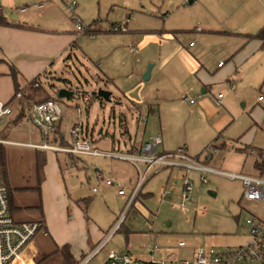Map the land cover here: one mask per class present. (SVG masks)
<instances>
[{
  "label": "rangeland",
  "instance_id": "obj_1",
  "mask_svg": "<svg viewBox=\"0 0 264 264\" xmlns=\"http://www.w3.org/2000/svg\"><path fill=\"white\" fill-rule=\"evenodd\" d=\"M66 1L68 0H51L44 10L28 9L25 13H13L14 18L20 22L27 21L36 27L46 28L44 31L54 29L60 33L37 31L33 41L35 48L40 45V53L19 52L9 58L0 52V57L18 70L17 81L20 87H24L21 92L30 96L20 98L21 110L15 108L9 121L5 124L4 119L1 127L6 131L12 126L7 133L9 139L41 143L42 137L38 130L30 122L21 120L25 107L33 100L45 96L29 91L28 84L34 78L40 81L46 95L56 98L60 88H69L75 93L82 87L88 93L92 88L102 89L110 96L108 100L101 98L105 105H100L103 104L101 102L99 104L100 97H91L90 105L81 113L74 107L78 102L77 97L58 98L63 111L60 131L66 140H70L71 126L81 121L87 130L93 128V139L96 140L99 130L106 129L108 134L94 141V145L101 150H111L112 135L121 138V133L126 128L120 125V120L124 125L127 123L130 132L135 133L136 128L138 132L141 131L143 125L135 124L137 114L133 113L132 118L131 112L134 110L130 104L125 103L140 104L160 86L158 73L166 61V48L182 47L192 50L201 44L198 34L194 32L195 4H191L192 0H74L77 2L76 13L86 27V32L78 34L72 31L74 25L65 5ZM30 2L37 0L27 3ZM40 34L47 37L45 39L42 35L41 43ZM51 36L54 38L51 39ZM55 38L57 42H53ZM190 41L196 44L195 47L188 46ZM212 44L220 46L214 42ZM23 60L32 62V71L28 74L21 71L20 64ZM149 65H152L150 77L144 80L143 74ZM41 68L46 71L37 75ZM247 73L255 90V97L250 98L254 99L253 104L260 112L259 107H264V71L255 74L250 69ZM97 74L108 77L111 81L102 84V79ZM258 96H262V99ZM12 98L14 97L10 99ZM117 99H120L121 104L117 105ZM111 106L114 107L110 115ZM148 115L151 117V114ZM261 135L264 136L262 131ZM7 147L13 149L8 152V156L14 168L18 172L27 169L33 150ZM123 147L122 142L121 148ZM46 152L48 168L51 170L49 175L46 173L49 191L56 193V181L52 173H56L60 167L61 186L70 198L88 200L89 219L105 225L110 222L113 214L124 211L123 228L120 232L122 236L114 238H118L116 242L122 246L121 249L127 248L137 258L146 257L145 246L153 243L160 246L161 241L166 240L173 246L171 251L159 247L155 250V257L163 252L167 257L172 256L173 260L186 258L189 249L176 246L179 239H192L195 242L209 240L218 247L237 246L247 238L248 226L245 219L252 214H264V200L248 201L242 197L243 186L240 180L209 173L205 175L206 180L202 181L200 173L178 167L166 168L153 174L141 188L135 202L124 209L129 193V179L134 180L133 184L137 177L133 166L102 156L68 157L64 153H57L56 161L51 152ZM252 162L253 157L249 156L243 172H252ZM98 174L104 179L113 180L114 185H107L104 179H98ZM185 183L188 184L184 189ZM119 187L125 189L127 194L119 195ZM126 229L129 230L127 243L124 239ZM102 255L103 251L86 264H100ZM50 263L61 264L60 255H55Z\"/></svg>",
  "mask_w": 264,
  "mask_h": 264
},
{
  "label": "crops",
  "instance_id": "obj_2",
  "mask_svg": "<svg viewBox=\"0 0 264 264\" xmlns=\"http://www.w3.org/2000/svg\"><path fill=\"white\" fill-rule=\"evenodd\" d=\"M29 1L31 0H0V6L4 9L7 18L22 25L21 27L0 26V52L5 53L9 58H13L19 52L38 51L40 53V45L35 48L36 44L33 41L37 31H40L39 33L47 31H51L52 34L60 33L54 29L44 31L46 28L36 27L27 21L20 22L14 18L13 13L16 11L18 13L27 12H20L18 8L19 5L32 3H27ZM40 1L47 4L42 9L35 10L48 8L51 0H37V2ZM191 4H195L193 5L196 25L194 32L198 34L201 44L192 50L182 47L166 48L164 52L166 61L163 63L161 72L158 73L160 86L140 104L125 103L130 104L134 110L131 112L132 116L133 113L137 115L147 113L145 114L146 122L141 126L140 132L136 128L134 133L128 130L127 123L124 125L120 120V125L126 128L124 127L121 138H115L112 135L111 149L121 147L122 142L123 148L126 149L132 143L138 144L142 140L160 135L162 143L157 147L158 152L172 151L179 146H184L189 155L201 157L205 147L212 145L216 150L211 158L206 160L208 165L229 172L260 174L263 171L255 166L258 155L249 151L250 149L256 152L258 149L264 151V136L261 135V131L264 133V107H259L261 109L259 112L257 106L253 104L254 99L250 98L255 97V90L247 77V72L250 69L255 74L264 71V41L258 38L247 39V35L257 32L264 25V0H192ZM42 35L44 34H40V43ZM44 38L47 39L46 35ZM53 38L51 36V39ZM55 41L57 42L56 38L53 42ZM213 42L220 46H213ZM195 45V43L188 44L191 48ZM68 57L70 58V55ZM220 61H223V64L219 66ZM31 65V61L23 60L20 64L21 71L26 74L30 73ZM83 67L88 69L86 66ZM38 71L37 75H41L46 70L41 68ZM97 75L102 79V84L111 81L108 77ZM96 90L92 88L88 93L82 87L76 93L71 90L73 94L69 97H80L84 93L90 94L92 98L98 97L92 93ZM219 93H222V97L219 99L220 103L217 104L216 98ZM13 94L14 82L9 74V66L6 60L0 61V100L10 101ZM186 94L193 102L182 100V96ZM120 96L121 93L118 94V97ZM98 101L99 104L103 103L101 97ZM115 102L117 105L121 104L120 99ZM114 106L110 107V115ZM13 114L14 112L2 121L6 119V124ZM21 120L24 119L21 118ZM135 124L138 125L136 118ZM11 127L6 131L0 128V138L6 140L5 143H0V146L5 151L7 177L4 184L8 190L10 213L15 221H35L41 224V229L26 245L22 254L11 264H52L50 261L57 254L61 257V264H67L59 251L64 245H68L73 260L79 263L110 233L119 214H113L110 222L105 225L89 219L87 215L89 203L84 207L82 200L84 198L72 200L61 186L62 176L59 166L58 170L56 168V173H52L56 181V193L52 194L47 184L48 176L46 177V173L50 174L46 151L51 152L55 158L57 153L64 152L42 149L37 146L40 143L9 139L7 133ZM88 131L93 138V128ZM98 133L99 137L94 141L107 135L108 130L103 131L101 128ZM123 133L124 136H122ZM52 142L62 145H68L71 142V138L66 140L61 133L60 122L57 126V136L52 139ZM7 146L26 147L33 150L27 169L18 172L14 168L8 156V152L13 149ZM64 154L68 157L74 156ZM249 156L253 157L252 172H243ZM38 158L43 163L37 172ZM56 161H58L57 158ZM117 161L131 165L125 161ZM129 181L130 186L127 192L135 184V182L132 184L134 180L132 181L131 178ZM37 185L40 187L39 191L36 188ZM122 228L123 224L109 237L105 247L99 251H103L100 264L106 262L109 249L129 252L127 248L121 249L122 246L116 242L118 238H114L122 236L120 235ZM125 234L124 239L127 243L129 230L126 229ZM206 241L212 243L209 240ZM161 243L159 246L161 249L171 251L173 246L168 243V240L161 241ZM198 243L202 242L188 240L186 248L189 250L186 258H192V246ZM144 252L146 253L145 258H149L148 251L144 249ZM154 258L164 261L165 264H174L173 261H176L172 256L167 257L163 252Z\"/></svg>",
  "mask_w": 264,
  "mask_h": 264
},
{
  "label": "built area",
  "instance_id": "obj_3",
  "mask_svg": "<svg viewBox=\"0 0 264 264\" xmlns=\"http://www.w3.org/2000/svg\"><path fill=\"white\" fill-rule=\"evenodd\" d=\"M45 2H32L22 5L18 11L25 12L28 9H42ZM65 5L70 13V19L74 25V31L78 34L86 32V27L82 24L79 15L76 13L77 2L68 0ZM120 30H123L117 25ZM190 42L189 45H193ZM220 61L218 65H222ZM40 82V81H38ZM35 83V85L38 84ZM13 101L0 100V128L1 121L14 112L15 108L21 109V93L15 95ZM222 93L217 94V104L220 103ZM262 99V96L258 97ZM75 103V109L81 113L87 108L91 99L90 94H81ZM183 101L190 99L187 94L182 96ZM63 111L58 98L52 96L40 102H31L24 109L23 119L30 122L40 133L42 142L37 146L52 151H60L69 155H89L103 156L120 161L130 163L137 173L136 181L132 189L127 194L124 209L131 206L138 198L139 193L145 182L155 173L165 168H184L200 173L202 181L206 180V174H220L233 179H240L243 185L242 197L248 201L264 200V168L262 173L257 175L241 174L235 172L224 171L214 168L206 163L210 159L215 148L207 145L203 150L201 157H195L188 154L184 146H179L172 151L158 152L157 147L161 145L162 138L155 135L140 143H132L128 148L118 147L111 150H101L94 145V139L90 136L89 131L83 127L82 122L75 123L69 130L71 142L68 145L52 142L57 136V126L62 118ZM147 116L139 113L136 117L138 125L146 122ZM6 140L0 138V143ZM250 153H256L254 149H250ZM264 159V153L259 156ZM98 179H104L102 175H98ZM107 185H114V181L107 178L104 179ZM188 183L184 184V189ZM95 191V188H93ZM118 194L126 195L125 189H118ZM124 211L120 212L116 218L110 233L96 245V247L83 257L78 264H86L100 250H102L109 237L121 226ZM248 226L246 240L237 246L227 245L218 247L213 243L204 241L192 246V258H183L173 261L174 264H264V214L249 216L245 219ZM41 229V224L35 221H15L10 213L8 190L4 184L0 174V264H11L23 252L26 245L31 241L35 234ZM187 239H179L176 243L178 247H186ZM159 248L157 243L150 244L145 247L149 253V258H137L131 253L124 250L109 249L104 264H165L154 258V252Z\"/></svg>",
  "mask_w": 264,
  "mask_h": 264
},
{
  "label": "trees",
  "instance_id": "obj_4",
  "mask_svg": "<svg viewBox=\"0 0 264 264\" xmlns=\"http://www.w3.org/2000/svg\"><path fill=\"white\" fill-rule=\"evenodd\" d=\"M0 26L21 27L22 25L19 24V23L12 22L11 20H9L7 18V15H6L4 9L0 6ZM251 38H258L261 41H264V25L257 32L247 35V39H251ZM0 61H5V59H3V58L0 57ZM8 66H9V74L11 75V77L13 79V82H14V91H15L14 92V95H13L14 98H12L10 100L11 101L15 100V98H16L15 95L18 92L21 93V97L20 98H22V97H30V96H27V94H25L23 91L21 92V90H24V87L22 88V87L19 86V83L17 81L18 70L16 69V67L13 64H9V63H8ZM38 81L39 80L37 78H34L32 81H30V83L28 84L29 85L28 86L29 91H34V93H37L38 95L44 94L45 96H44V98H40V99L33 100L34 102H40V101H43V100H45L47 98L52 97V96L46 95V91L41 87V84ZM36 82H38L37 85H35ZM20 98H19L18 101H21ZM23 117H24V114L21 116V118H23ZM256 153H257L258 159H259V156L260 155L262 156V154L264 153V151L258 149V151ZM42 163L43 162L40 160V158H38L37 159V172L39 171V169H40L39 167L41 166ZM255 166H256L257 169L263 170V168H264V159H262V160L260 159V161L257 160L255 162ZM0 174H1V177H2L3 182L6 183V177H7L6 160H5V151H4V148L2 146H0ZM36 188L39 191V188H40L39 185H37ZM82 200L84 202L83 205L85 207L87 205L88 201L85 198L82 199ZM59 251H60L63 259L65 260V262L67 264H78L77 262H75L73 260L68 245L62 246L59 249Z\"/></svg>",
  "mask_w": 264,
  "mask_h": 264
},
{
  "label": "water",
  "instance_id": "obj_5",
  "mask_svg": "<svg viewBox=\"0 0 264 264\" xmlns=\"http://www.w3.org/2000/svg\"><path fill=\"white\" fill-rule=\"evenodd\" d=\"M151 67L152 65H149L146 69V71L144 72L143 74V79L144 80H147L149 79L150 77V71H151ZM94 95L98 96V97H101V98H104L106 100L109 99V93L105 90H102V89H98L96 91H93L92 92ZM73 94V91L71 90H68L66 88H60L58 91H57V97L58 98H64V97H69ZM210 194H214L212 192H209Z\"/></svg>",
  "mask_w": 264,
  "mask_h": 264
}]
</instances>
